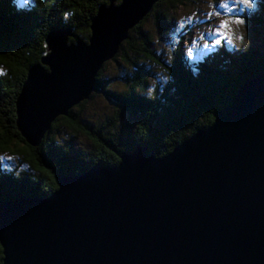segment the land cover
Wrapping results in <instances>:
<instances>
[{"label":"water","instance_id":"water-1","mask_svg":"<svg viewBox=\"0 0 264 264\" xmlns=\"http://www.w3.org/2000/svg\"><path fill=\"white\" fill-rule=\"evenodd\" d=\"M159 0H109L87 43L50 32L15 100L21 138L90 98L103 65ZM1 264H264V70L182 145L58 176L44 198L0 204Z\"/></svg>","mask_w":264,"mask_h":264},{"label":"trees","instance_id":"trees-1","mask_svg":"<svg viewBox=\"0 0 264 264\" xmlns=\"http://www.w3.org/2000/svg\"><path fill=\"white\" fill-rule=\"evenodd\" d=\"M185 2L192 1L159 0L111 60L121 65L120 74L104 79L106 62L90 98L56 118L39 146L32 147L17 130L15 113L28 68L39 62L52 31L71 29L69 42L87 43L92 17L109 0H0V155L18 161L14 167L0 161V204L48 197L57 189L58 176L115 167L137 147L159 158L169 154L209 127L244 83L264 70V43L238 51L223 43L201 60L189 58L188 41L176 30L173 17ZM256 3L253 24L264 27V0ZM150 20L158 40L145 30ZM172 34L177 36L173 40ZM159 43L170 47L168 53L158 52ZM96 93L114 110L93 121L86 109ZM81 139L89 150L80 147ZM2 259L0 246V264Z\"/></svg>","mask_w":264,"mask_h":264},{"label":"rangeland","instance_id":"rangeland-1","mask_svg":"<svg viewBox=\"0 0 264 264\" xmlns=\"http://www.w3.org/2000/svg\"><path fill=\"white\" fill-rule=\"evenodd\" d=\"M192 2H185L184 6L177 9L176 13L173 14L174 21L176 23V30L180 31L185 39L188 41L186 46L187 55L191 57L192 60L198 61L203 59L206 54L213 52L216 47H220L221 44H228L232 50H242L245 47H258L264 43V27H259L253 24V13L258 11V5L256 3V8L253 12L245 10L240 12L237 8L236 11L229 14L226 10L218 7L220 2L229 3L231 5L232 0H191ZM213 5H217L213 7ZM211 12V18H208V13ZM217 12L221 13L219 16ZM239 16L241 19H245L244 24H238L235 22L234 17ZM191 17V20H189ZM221 21H227V27L219 28ZM181 24L183 27H181ZM219 28V34H212L215 29ZM145 30L149 32L155 39L159 37L155 27L150 20L145 24ZM190 33V34H187ZM203 35V39L201 36ZM177 36L175 34L171 35V40L175 39ZM242 37L243 39H238ZM158 40V39H157ZM193 40L196 44L193 45ZM216 40H220L219 45H214ZM208 43L209 47L204 48V44ZM167 45V44H166ZM164 43L158 45L157 50L161 54L168 53L170 47L166 46ZM264 45V44H263ZM189 49L191 52L189 53ZM108 65L104 73V79L113 80L120 74L121 65L107 61ZM34 65V64H33ZM119 83V81H115ZM114 110L113 105L106 101L102 94L94 95L93 99L89 102L87 106L88 117L92 118L93 121L103 120L109 116ZM62 135L66 133H61ZM80 147L84 150H89V146L85 140H80ZM0 161L5 166H16L18 161L16 158L0 155ZM26 168V166H25ZM24 167L22 169H25Z\"/></svg>","mask_w":264,"mask_h":264},{"label":"snow or ice","instance_id":"snow-or-ice-1","mask_svg":"<svg viewBox=\"0 0 264 264\" xmlns=\"http://www.w3.org/2000/svg\"><path fill=\"white\" fill-rule=\"evenodd\" d=\"M25 3H28V0H24ZM217 5H213V7H216ZM218 7L221 8V9H224L226 10L229 14L233 13L234 11L238 10L240 12H244L245 10H248L249 12H253L256 8V0H232V3L231 5L229 3H225V2H220L218 4ZM218 16L221 14L219 12L216 13ZM212 16V13L209 12L208 13V18H211ZM235 19V22L238 23V24H244L245 23V19H241L239 16H236L234 17ZM189 20H191V17H189ZM181 27H183V25L181 24ZM227 27V21H221L220 24H219V28H225ZM219 28L218 29H215L213 31L212 34H219ZM203 35L201 36V39H203ZM238 39H243L242 37H238ZM193 45L196 44V41L193 40ZM221 43L220 40H216L214 42V45H219ZM209 47V44L208 43H205L204 44V48H208ZM189 53L191 52V49L188 50ZM189 58H191L189 56ZM164 79H168V77H165Z\"/></svg>","mask_w":264,"mask_h":264},{"label":"bare ground","instance_id":"bare-ground-1","mask_svg":"<svg viewBox=\"0 0 264 264\" xmlns=\"http://www.w3.org/2000/svg\"><path fill=\"white\" fill-rule=\"evenodd\" d=\"M184 142H185V141H184ZM184 142H183V143H184ZM180 145H182V143H181V144H179V145H177L176 147H178V146H180ZM176 147H175V148H176ZM137 148H138V147H137ZM99 167H101V166H99ZM103 167H104V166H103Z\"/></svg>","mask_w":264,"mask_h":264}]
</instances>
